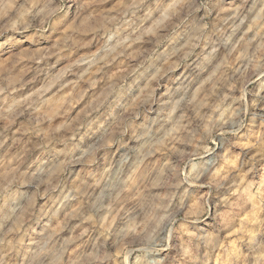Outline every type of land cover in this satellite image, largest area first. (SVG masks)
<instances>
[{
    "label": "clouds",
    "instance_id": "9594fccd",
    "mask_svg": "<svg viewBox=\"0 0 264 264\" xmlns=\"http://www.w3.org/2000/svg\"><path fill=\"white\" fill-rule=\"evenodd\" d=\"M166 2L91 9L106 20L82 116L45 130L38 101L19 128L23 110L0 114V264H264V0ZM73 4L0 0V50L51 42Z\"/></svg>",
    "mask_w": 264,
    "mask_h": 264
},
{
    "label": "rangeland",
    "instance_id": "374dc122",
    "mask_svg": "<svg viewBox=\"0 0 264 264\" xmlns=\"http://www.w3.org/2000/svg\"><path fill=\"white\" fill-rule=\"evenodd\" d=\"M118 3L119 0H79V9L73 4L71 17L54 34L51 42L40 45L25 43L15 49L0 50V114L11 117L21 110L25 113L16 116L14 128H19L21 122L27 125L28 113L32 111L28 105L33 101L39 102L40 111L32 113L31 118L41 119L45 130L82 116L97 102L95 98L99 81L95 77L101 71V64L95 60L99 44L94 37L106 18L91 9H111ZM173 3L174 0H167L161 15ZM148 31L145 29V33L137 37L136 44H144L145 40L153 39ZM184 43L180 41L175 46H168V55L172 58L167 61L166 67L173 72L183 71L179 61L184 51L177 52L176 48L182 47ZM155 47L163 50L165 38L160 37ZM101 59L109 75L116 76L122 71L115 57L111 61L107 57ZM211 72L210 69L204 77L208 80L206 87L209 88L213 83ZM131 102L130 97L126 103ZM6 123L9 120L0 118V127ZM99 135H103V129ZM240 182L244 185L241 191L251 207L258 208L260 190L254 186L253 181L245 182V178H241Z\"/></svg>",
    "mask_w": 264,
    "mask_h": 264
}]
</instances>
